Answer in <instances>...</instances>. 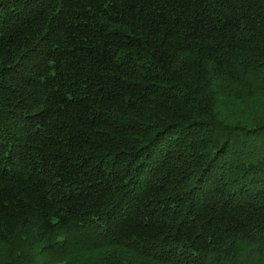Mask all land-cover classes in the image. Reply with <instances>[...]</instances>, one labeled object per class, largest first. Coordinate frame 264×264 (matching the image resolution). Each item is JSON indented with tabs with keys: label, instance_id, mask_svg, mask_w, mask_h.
Returning a JSON list of instances; mask_svg holds the SVG:
<instances>
[{
	"label": "trees",
	"instance_id": "trees-1",
	"mask_svg": "<svg viewBox=\"0 0 264 264\" xmlns=\"http://www.w3.org/2000/svg\"><path fill=\"white\" fill-rule=\"evenodd\" d=\"M0 264H264V0H0Z\"/></svg>",
	"mask_w": 264,
	"mask_h": 264
}]
</instances>
